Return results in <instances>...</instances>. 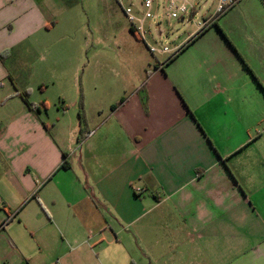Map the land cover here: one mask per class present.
<instances>
[{"label": "crops", "instance_id": "crops-1", "mask_svg": "<svg viewBox=\"0 0 264 264\" xmlns=\"http://www.w3.org/2000/svg\"><path fill=\"white\" fill-rule=\"evenodd\" d=\"M78 4L0 0V264H264V153L206 128L189 62L69 34Z\"/></svg>", "mask_w": 264, "mask_h": 264}, {"label": "rangeland", "instance_id": "rangeland-1", "mask_svg": "<svg viewBox=\"0 0 264 264\" xmlns=\"http://www.w3.org/2000/svg\"><path fill=\"white\" fill-rule=\"evenodd\" d=\"M80 1L69 10L73 21L67 29L69 34L74 30L93 32L102 40L100 48L105 43L114 54L119 52V57L111 58L114 61L124 58L123 50L131 47L142 59L146 57L151 67L155 58L166 60L162 63H169L168 70L174 66L182 69L189 62L191 85L206 93V100L197 111L206 128L214 134L227 132L231 141L252 140L249 146L264 153V0H238L201 31L195 27L196 20L206 11H213L217 0H196L198 14L193 19H161L159 39L152 42L154 27L150 26L153 36H148L147 41L159 48L179 44L170 59L151 53L143 41L137 46L132 43L135 37L129 30L128 18L115 0ZM128 2L123 0V5ZM115 37L119 42L113 44ZM131 57L132 61L137 58ZM35 95L25 94L30 100ZM194 95L191 90V99Z\"/></svg>", "mask_w": 264, "mask_h": 264}, {"label": "built area", "instance_id": "built-area-1", "mask_svg": "<svg viewBox=\"0 0 264 264\" xmlns=\"http://www.w3.org/2000/svg\"><path fill=\"white\" fill-rule=\"evenodd\" d=\"M123 9L130 27L137 38L142 40L151 53L166 54L168 57L172 55V51L167 45L160 48L155 47L147 41V37L152 38L150 26L154 27V40L159 39L161 30L159 24L161 19H193L198 14L196 10V0H129L128 5L124 6L122 0H117ZM238 0H217L213 11L202 14L200 19L196 20L195 27L197 31L203 30L210 24L214 18L228 10ZM155 9V11H154Z\"/></svg>", "mask_w": 264, "mask_h": 264}, {"label": "trees", "instance_id": "trees-1", "mask_svg": "<svg viewBox=\"0 0 264 264\" xmlns=\"http://www.w3.org/2000/svg\"><path fill=\"white\" fill-rule=\"evenodd\" d=\"M129 29H130V31L133 33V29H132V27H130ZM133 34H134V33H133ZM134 35H135V34H134ZM21 96H22L23 100L25 101V103H26V105H27V107H28L29 109H35V106L27 100V98H26V96H25L24 93H22ZM121 100H122V99H121ZM80 105H81V103H80ZM114 106H115V105H113L112 108H113ZM80 110H81L80 121H81L82 124H85V118H84L83 115H82V109H80ZM84 134H85V133H83L81 136H79V140H81V139L85 136ZM65 166H66V165L63 164V167H65Z\"/></svg>", "mask_w": 264, "mask_h": 264}]
</instances>
